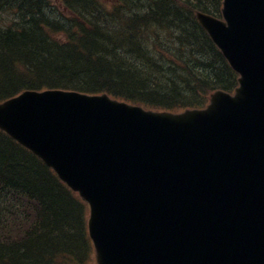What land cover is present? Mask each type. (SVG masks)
I'll return each mask as SVG.
<instances>
[{"label": "water", "instance_id": "95a60500", "mask_svg": "<svg viewBox=\"0 0 264 264\" xmlns=\"http://www.w3.org/2000/svg\"><path fill=\"white\" fill-rule=\"evenodd\" d=\"M197 14L240 77L202 110L61 91L0 104V129L89 205L96 264H264V0Z\"/></svg>", "mask_w": 264, "mask_h": 264}, {"label": "trees", "instance_id": "16d2710c", "mask_svg": "<svg viewBox=\"0 0 264 264\" xmlns=\"http://www.w3.org/2000/svg\"><path fill=\"white\" fill-rule=\"evenodd\" d=\"M21 1L30 11L42 3L57 10L48 0ZM108 1L59 0L68 21L0 29V101L62 89L178 112L235 89L237 75L194 17H220L221 0ZM86 213L41 160L0 131V264H93Z\"/></svg>", "mask_w": 264, "mask_h": 264}, {"label": "bare ground", "instance_id": "6f19581e", "mask_svg": "<svg viewBox=\"0 0 264 264\" xmlns=\"http://www.w3.org/2000/svg\"><path fill=\"white\" fill-rule=\"evenodd\" d=\"M29 3L26 4L21 0H16V2L14 4H9V5L0 7V29L11 28L12 31L25 29L24 28L25 23L28 20H34L36 22V27H37V25H39L38 29L44 31V24H43V22L40 21L41 18L44 20H49L51 22H56V20H55L56 17L64 16V17H66V18H64L66 20L69 17H71V15L67 11L65 13H61V11H59V10L55 11L53 8L48 6L47 3H46V5L44 3H42V6L40 5L41 7L39 9L36 8L33 11H30V8H32V6ZM46 9H50L51 11L58 13V16H54L53 18H51L50 16H48L45 13ZM2 15H5V20H2ZM10 22H12V23L10 24ZM58 37H60V36H58Z\"/></svg>", "mask_w": 264, "mask_h": 264}, {"label": "rangeland", "instance_id": "374dc122", "mask_svg": "<svg viewBox=\"0 0 264 264\" xmlns=\"http://www.w3.org/2000/svg\"><path fill=\"white\" fill-rule=\"evenodd\" d=\"M49 1H51L52 3H54V5L55 6H57L58 7V3H59V0H49ZM101 2L104 4V5H106V6H110L111 5V3L108 1V0H101ZM59 8H60V6H59ZM61 10V9H60ZM45 13L48 15V16H50L51 18H53L54 16H56L57 15V13H55L54 11H51L50 9H46L45 10ZM194 17H195V13H194ZM2 20H5V15H2ZM196 20V19H195ZM12 22H10V24H11ZM25 27L26 28H28V29H33L34 28V24H33V22H27L26 24H25ZM212 93H214V91H212L210 94H209V96L212 94ZM208 96V97H209ZM0 131H2L1 129H0ZM39 159V158H38ZM41 162L42 163H44V161L43 160H41ZM88 213V212H87ZM86 213V223L88 222V214ZM92 258H93V261H94V257L92 256ZM94 264V263H93Z\"/></svg>", "mask_w": 264, "mask_h": 264}]
</instances>
